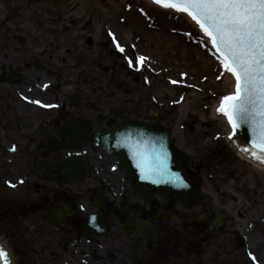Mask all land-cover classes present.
<instances>
[{
    "label": "flooded vegetation",
    "instance_id": "obj_1",
    "mask_svg": "<svg viewBox=\"0 0 264 264\" xmlns=\"http://www.w3.org/2000/svg\"><path fill=\"white\" fill-rule=\"evenodd\" d=\"M57 3L0 1V244L14 264H264V173L171 129L203 200L138 192L103 140L122 123L168 127V100L117 32L124 53ZM68 155L81 176L64 175Z\"/></svg>",
    "mask_w": 264,
    "mask_h": 264
},
{
    "label": "rangeland",
    "instance_id": "obj_2",
    "mask_svg": "<svg viewBox=\"0 0 264 264\" xmlns=\"http://www.w3.org/2000/svg\"><path fill=\"white\" fill-rule=\"evenodd\" d=\"M59 4L73 7V15L92 17L96 27L105 25V30L117 32L131 50L134 44L138 56L150 58L148 65L152 89L159 100H168L169 107L173 110L169 127L176 136L191 137V149L193 145H198L202 153L223 152V155L229 157L214 156L211 159L215 163L220 158L222 163L227 159L230 162L236 160L234 165L238 164L239 168L242 167L240 163L250 166L234 154V150L226 142L224 130L217 120L219 118L213 115V103L225 95V90L219 86L223 77L216 79L219 74L218 62L211 55V49L205 48L204 37L198 35L189 22L177 16L150 15V11L155 13L157 9L149 6L145 0H58L56 5ZM174 28L175 32L172 31ZM190 29L191 39L182 34ZM178 36L181 37V42L174 41ZM197 40L200 43H196ZM188 44L196 46V50H191ZM202 58L201 65L207 66L205 69L196 66ZM181 72L188 73L184 83L194 84L195 87L170 83V79L179 80ZM181 96L184 97L183 100H180ZM190 153L193 154L192 150ZM200 156L193 154V159L197 160ZM234 165L229 169L234 168ZM209 170L212 171L211 168ZM245 170L256 174L264 173V170L251 169V166Z\"/></svg>",
    "mask_w": 264,
    "mask_h": 264
},
{
    "label": "snow or ice",
    "instance_id": "obj_3",
    "mask_svg": "<svg viewBox=\"0 0 264 264\" xmlns=\"http://www.w3.org/2000/svg\"><path fill=\"white\" fill-rule=\"evenodd\" d=\"M152 3L163 9L169 17L176 14L177 18L182 16L190 20L192 29L205 38V48L212 50L211 55L218 62L219 74L216 79L220 80L227 73L234 82V90L220 98L216 111L226 118L232 130L230 138H239L240 131L247 126L252 135L251 155L264 163V0H152ZM172 31L175 32L176 29ZM182 34L191 39L192 30ZM108 36L115 48L124 53L125 48L116 34L109 30ZM196 43L200 41L197 40ZM131 47L135 55L136 46L133 44ZM135 61L139 66H146L150 58L139 55L135 56ZM127 62L130 67L133 66L132 58H127ZM187 76V72H181L180 79H170V83L195 87L194 84L184 83ZM183 99L181 96L180 100ZM31 102L41 103L38 100ZM41 106L54 107L43 104ZM12 150L15 151V146ZM140 167L143 179L153 183L166 182L176 187H187L178 174L169 176L163 162ZM165 177L168 178L164 179ZM23 182L21 180L19 183ZM7 183L10 187L16 186L11 182ZM249 256L255 261V256L251 253ZM0 264H14L12 253L2 244Z\"/></svg>",
    "mask_w": 264,
    "mask_h": 264
},
{
    "label": "water",
    "instance_id": "obj_4",
    "mask_svg": "<svg viewBox=\"0 0 264 264\" xmlns=\"http://www.w3.org/2000/svg\"><path fill=\"white\" fill-rule=\"evenodd\" d=\"M113 133L104 144H106L110 153L117 155L120 166H125L137 189L146 193L150 191L174 195L182 203L186 204L195 205L200 203L203 195L199 187L190 182L178 169L177 160L179 159V155L177 152H174L172 147L171 131L169 129L149 124L129 123L120 126ZM236 141L243 151L249 157H252V135L247 126L242 128L239 138L230 141V144L237 146ZM245 149H248V151H245ZM67 161L65 167H67L68 175H79L81 170L74 171L72 168H69V165L73 161L80 163V159L75 156H68ZM157 162H163L166 165L169 176L178 174L182 177L187 187H176L174 184L166 182L153 183L151 180L143 179L140 165L148 166ZM167 178L165 177L164 179Z\"/></svg>",
    "mask_w": 264,
    "mask_h": 264
},
{
    "label": "bare ground",
    "instance_id": "obj_5",
    "mask_svg": "<svg viewBox=\"0 0 264 264\" xmlns=\"http://www.w3.org/2000/svg\"><path fill=\"white\" fill-rule=\"evenodd\" d=\"M145 1H147V4L149 5V6H153V7H155L156 9H157V12H155V13H153V12H151L150 11V15H153V16H157V17H159V16H162V17H167L168 15H166L165 14V11L163 10V9H160V8H158L156 5H154L153 3H152V0H145ZM173 17L174 16H176V14H173L172 15ZM181 18L182 19H184V20H186L187 22H189L191 25H192V22L190 21V20H187V19H185V18H183L182 16H181ZM202 35V34H201ZM181 39V37L180 36H178L177 38H176V40L174 39V41H179V42H181L182 40H180ZM205 39V38H204ZM188 45H190V44H188ZM196 46H193V45H190V48H191V50H196V48H195ZM212 51V50H211ZM203 60V58L202 59H199V62L197 63V65L196 66H198V68H206L207 66H202L201 65V61ZM205 64V63H204ZM204 68V69H205ZM224 77H227V78H224ZM224 77H223V82H222V84H220L219 86H220V88H223L224 90H225V95L226 94H229L230 92H232L233 90H234V87H233V78H231L230 77V75L229 74H227V73H225L224 74ZM200 84V83H199ZM219 103L220 102H215V103H213V106H212V110H213V115L217 118V116L215 115V113H216V109H217V107L219 106ZM217 120H219V122L221 123V129H223L224 130V134H225V139H226V141L229 143V145H231L230 144V142H229V140H228V138L231 136V134H232V130H231V128H230V126H229V124L227 123V120H226V118H224V117H219V119H217ZM232 146H234V144H232ZM235 147V146H234ZM237 147V146H236ZM239 158H242L243 160L245 159V158H243L241 155H239ZM246 161V160H245ZM258 165V164H257ZM255 166V167H258L259 168V166ZM259 169H262V168H259Z\"/></svg>",
    "mask_w": 264,
    "mask_h": 264
}]
</instances>
